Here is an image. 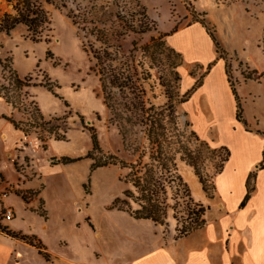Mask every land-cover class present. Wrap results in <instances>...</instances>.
<instances>
[{
    "label": "rangeland",
    "instance_id": "obj_1",
    "mask_svg": "<svg viewBox=\"0 0 264 264\" xmlns=\"http://www.w3.org/2000/svg\"><path fill=\"white\" fill-rule=\"evenodd\" d=\"M36 1L49 18L36 40L25 25L0 32V112L6 109L4 115L18 127L14 141L0 140L6 172H0V195L15 192L42 212L44 194L51 214L46 228L36 214L24 227L32 225L52 244L64 239L86 258L94 249L102 256L93 255L95 264H121L151 252L159 237H183L179 230L195 225L193 212L200 211L199 205L206 209L205 223L225 216L216 181L230 208L242 197L243 184L232 182L237 179L232 169L226 176L217 174L226 156L221 147L233 151L231 164L240 172L257 157L258 138L264 136V77L247 79L254 71L264 73V0ZM16 2L0 0V17L12 13ZM195 23L205 29L215 55ZM207 32L219 43L218 52ZM174 38L185 52L173 44ZM219 60L230 66L246 125L236 120L226 68L229 86L219 84ZM211 62L215 65L207 73ZM199 79L203 85L180 103ZM10 127L4 118V139ZM90 152L92 158L87 157ZM185 152L196 159L206 189L183 160ZM62 157L81 159L55 160ZM109 157L113 163L94 167ZM262 169L264 159L248 175L254 186ZM130 172L159 184L162 223L131 215L140 208V194ZM262 179L264 186V175ZM127 190L132 197L125 195ZM117 200L127 202L119 204L130 210L118 209ZM246 205L241 208L245 233L250 220ZM256 206L264 209V187ZM85 221L93 223L98 238L84 250ZM257 227H264V219ZM0 230L12 236L1 224ZM258 235L262 247L264 233ZM19 240L31 241L55 262L33 238Z\"/></svg>",
    "mask_w": 264,
    "mask_h": 264
},
{
    "label": "crops",
    "instance_id": "obj_2",
    "mask_svg": "<svg viewBox=\"0 0 264 264\" xmlns=\"http://www.w3.org/2000/svg\"><path fill=\"white\" fill-rule=\"evenodd\" d=\"M194 27H197L201 31L203 38H205L207 43L211 45L212 56L215 55L213 51V43L205 33V29H203L202 25L200 23H195L193 25V28ZM179 37H184V35H179L176 38ZM176 38H174L173 44L176 45L179 50L185 52L181 42L177 41ZM211 57L209 59H211ZM218 65L221 66L222 73V83L219 84L228 88L229 85H226L227 80L225 75V64L219 60L217 62V66ZM215 70L216 67L213 69V72ZM213 76L214 73L211 75L209 80L212 79ZM208 81L205 86L201 88V90L206 89L207 85L210 84V81L209 83ZM218 110L220 112L222 108ZM6 112V109L1 110L0 123L5 118L10 122L12 128L10 127V135L9 137L7 136L6 139L3 138L5 133L4 130L0 129V140H3V142H9V140L11 138L13 139V136H15L13 132L18 131L15 120L4 115ZM258 139L261 146L258 149L257 157L251 160L249 166L239 172V168L231 164L232 157L234 156V153L231 150L229 160L226 162L223 171L218 174L219 176H226L232 169L235 174L237 173V179H234L232 182L235 183L238 180L239 184H243L242 197L240 194L239 198L236 200L237 204L230 208L229 203L220 195L216 181L217 193L223 204V210L226 212L225 216L223 215L219 219L211 221L209 224L206 221L203 229H199L180 238L173 237L171 240L166 241L159 237V245L154 246L151 252L139 256L132 261L121 264H264V245L262 247L258 245L260 242L258 241V234L261 232L264 233V227L261 229L257 227L264 219V209H258L256 206L260 191L264 187L262 179L264 169L259 171L255 180V190L252 193L248 204L243 209L244 211H247L248 209L250 211V220L248 223L249 228H246V233L241 230V208H239L241 198L243 199L247 192L246 182L250 171H252L255 166L264 159V136H261ZM12 141H14V139ZM2 145L3 143L0 142V149L2 148ZM2 154L5 153L0 152L1 158ZM3 170L5 169L1 159L0 172L6 175V172ZM232 176L235 175L232 174L231 177ZM3 188V185H0V192ZM42 199L44 201V209L42 212H39L28 207V204L30 203H27L28 201L26 202L22 196L15 192H10L6 196L0 195V212L3 208H11L13 210L12 218H2L0 220V224L6 227V229L9 230V233L12 234V236H10L0 230V264H95L93 260L94 256H97V252L94 251V249H92V252L89 255L90 257L86 258L83 257L84 252L82 250H71L68 247V242L66 240L60 239L59 243L54 242L52 244L49 243L45 237L39 234L32 225L24 227L25 221L34 216L38 217V219L42 221L44 228L48 226L51 214L47 201L44 198V194ZM33 214L36 215L33 216ZM83 223L85 226L81 233H83L84 238L81 239V246L85 250V248L90 247L93 238L96 239L98 237L92 227L93 223L89 224L86 221ZM22 237L26 239H23ZM29 238H33L34 241H37L42 249L46 248L47 253L53 256L55 262H49L46 260L39 253V250L37 251L38 248L31 242L27 245V243H22L19 240L22 239L26 241ZM86 245L87 247H85ZM64 246L66 247L63 248ZM101 257L102 256H97V258ZM104 264L109 263L106 262ZM111 264H113V262H111Z\"/></svg>",
    "mask_w": 264,
    "mask_h": 264
},
{
    "label": "trees",
    "instance_id": "obj_3",
    "mask_svg": "<svg viewBox=\"0 0 264 264\" xmlns=\"http://www.w3.org/2000/svg\"><path fill=\"white\" fill-rule=\"evenodd\" d=\"M49 24V18L47 13L44 11V9L37 3L36 0H17L13 7V12L8 13L5 12L1 17H0V32H5V33H10L12 30H14L17 26L19 25H25L28 29V32L34 38L35 40L37 39V36L42 33V31L47 28ZM210 37L212 38L214 44L216 45L217 52L219 50V43L217 42L216 38L211 32H207ZM223 53V52H222ZM222 57V56H221ZM215 65L214 62L209 63L208 68H207V73L211 70V68ZM226 74L228 76V81L230 82V86L232 89V92L235 96V100L237 102L236 104V120L238 122H244L246 125L247 122L243 117V110L242 106L239 102V96L237 95L236 87L233 81L230 79V66L226 64ZM262 77H264V73H258L257 71H254L252 75H248L247 79H255V80H260ZM17 82H20L18 77L15 79ZM203 85V82L201 79L196 80V82L193 84V86L184 93L182 98L179 100L180 103H186L190 100L192 95ZM170 95V94H169ZM169 99L172 100V96H169ZM8 101V100H7ZM9 102V101H8ZM169 110L173 108V103L172 101L169 103ZM171 112V111H170ZM16 124V123H15ZM17 125V124H16ZM50 131V130H49ZM57 138H61L57 136ZM95 139V147L94 151L99 150L98 143L96 141V137L94 136ZM225 152L226 156L224 159H222L221 165L217 168V174L221 173L225 167L226 162L229 160L231 153L230 150L222 146L221 147ZM93 152H90L87 157H91ZM183 160H185L189 165L193 166L196 174L199 176L200 183L202 184L203 188L206 189V179L200 174L198 171L197 167V161L194 159L193 155L191 153L185 152L182 155ZM81 158L77 159H71V158H65L62 157L61 159H55L57 162L60 163H70L76 160H79ZM114 162L113 157H109L105 161H97L94 163V167H99L107 164H111ZM123 166H126L125 163L121 162ZM132 167V166H131ZM133 168V167H132ZM134 169V168H133ZM128 177L131 179V181L134 183L135 187L139 189V194L140 196L138 197L140 201V208L131 211V215L136 218V219H149L155 222L162 223L163 222V209L160 206V201H159V184L155 182L153 179L148 178V177H140V176H135L134 174L132 175V172L128 175ZM255 175H253V178ZM251 178L249 176L247 180V193L243 199V201L240 203L239 208H243L247 202L250 200L252 193L255 190V186L250 182ZM253 182V181H252ZM188 191V189H186ZM131 191L127 190L125 192V195L128 197H132ZM128 204L125 201L117 200L115 203V206L124 211H129L130 209L128 207H125L119 203L123 204ZM199 212L195 213L193 212L196 217L193 219L194 226H189V227H183L181 228L180 231V236H184L186 234H189L190 232L202 228L203 225L205 224V219L202 218L205 213V208L202 205H199ZM193 215V214H191ZM200 216V217H199ZM201 218V220H200ZM23 239H26L22 237ZM31 242V241H30ZM32 243V242H31ZM39 253L46 259L48 260L47 254H44L42 251L39 250Z\"/></svg>",
    "mask_w": 264,
    "mask_h": 264
},
{
    "label": "built area",
    "instance_id": "obj_4",
    "mask_svg": "<svg viewBox=\"0 0 264 264\" xmlns=\"http://www.w3.org/2000/svg\"><path fill=\"white\" fill-rule=\"evenodd\" d=\"M4 196H6L4 194ZM4 218L10 219L13 216V210L11 208H6L5 212L3 213Z\"/></svg>",
    "mask_w": 264,
    "mask_h": 264
},
{
    "label": "bare ground",
    "instance_id": "obj_5",
    "mask_svg": "<svg viewBox=\"0 0 264 264\" xmlns=\"http://www.w3.org/2000/svg\"><path fill=\"white\" fill-rule=\"evenodd\" d=\"M212 94L214 95V92L212 91ZM220 94V93H219Z\"/></svg>",
    "mask_w": 264,
    "mask_h": 264
}]
</instances>
